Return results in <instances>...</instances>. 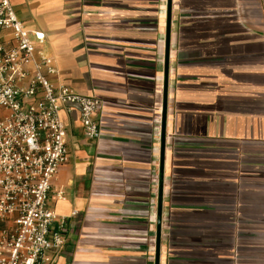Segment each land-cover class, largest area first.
Listing matches in <instances>:
<instances>
[{
	"label": "crops",
	"instance_id": "0c3cea01",
	"mask_svg": "<svg viewBox=\"0 0 264 264\" xmlns=\"http://www.w3.org/2000/svg\"><path fill=\"white\" fill-rule=\"evenodd\" d=\"M11 1L45 32L52 80L106 102L96 140L63 114L54 264H155L168 0ZM160 250L264 264V0H172Z\"/></svg>",
	"mask_w": 264,
	"mask_h": 264
},
{
	"label": "built area",
	"instance_id": "2783aa9c",
	"mask_svg": "<svg viewBox=\"0 0 264 264\" xmlns=\"http://www.w3.org/2000/svg\"><path fill=\"white\" fill-rule=\"evenodd\" d=\"M46 43L11 0H0V264H54L66 244V219L48 206L69 160L63 114L77 110L88 139L103 135L97 114L106 102L56 84Z\"/></svg>",
	"mask_w": 264,
	"mask_h": 264
},
{
	"label": "water",
	"instance_id": "95a60500",
	"mask_svg": "<svg viewBox=\"0 0 264 264\" xmlns=\"http://www.w3.org/2000/svg\"><path fill=\"white\" fill-rule=\"evenodd\" d=\"M167 30H166V47H165V70L163 85V105L161 119V147H160V167L158 182V199H157V232L155 247V264H160V245H161V228H162V211H163V194H164V163L166 148V123L168 111V86H169V55L171 41V18H172V0L167 3Z\"/></svg>",
	"mask_w": 264,
	"mask_h": 264
}]
</instances>
